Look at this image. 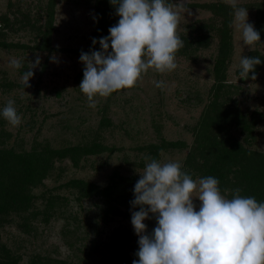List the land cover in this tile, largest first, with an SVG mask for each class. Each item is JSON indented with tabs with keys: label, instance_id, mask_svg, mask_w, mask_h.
<instances>
[{
	"label": "rangeland",
	"instance_id": "obj_1",
	"mask_svg": "<svg viewBox=\"0 0 264 264\" xmlns=\"http://www.w3.org/2000/svg\"><path fill=\"white\" fill-rule=\"evenodd\" d=\"M95 1L53 0L50 15L48 0H0V113L13 100L22 120L13 127L0 114V264H129L126 255L139 248L133 209L114 207L106 198L101 189L111 177L139 179L146 156L161 163L178 161L197 181L215 177L209 172L214 155L200 159L196 133L217 87V34L208 31V47L180 50L173 72L149 70L135 88L97 97L91 108L79 89L84 69L79 57L91 50ZM212 1L218 0H181L192 13L182 14V40L188 34H207L213 14L206 4ZM258 1L237 0L238 6L247 7L249 23H255L251 5ZM231 33L220 98L233 111L259 116L247 140L234 121L224 136L231 133L246 149L264 151V36L247 46L239 30L231 27ZM255 48L262 55L257 79L240 78L241 58ZM36 54L42 62L33 70L31 87L25 88L22 75ZM53 54L58 64L50 62ZM12 58L23 68H11ZM157 81L165 87L157 88ZM74 145L85 147L56 156L55 150ZM70 180L89 181L102 192L93 189L85 195ZM234 181L227 180V190L236 186ZM194 204L199 210L200 201L194 199ZM144 223L149 232L156 226L155 218ZM116 230L126 240L123 249Z\"/></svg>",
	"mask_w": 264,
	"mask_h": 264
},
{
	"label": "clouds",
	"instance_id": "obj_2",
	"mask_svg": "<svg viewBox=\"0 0 264 264\" xmlns=\"http://www.w3.org/2000/svg\"><path fill=\"white\" fill-rule=\"evenodd\" d=\"M110 3L115 7L118 22L108 29V36L99 41L92 39L93 46L99 43V51H81L79 57L84 65L79 89L91 108L96 107L97 97L108 98L135 88L149 70L160 74L176 70L177 53L185 46L179 35L182 14H192L181 0ZM228 4L233 10L230 27L242 33L243 44L255 46L261 36L249 23L247 7L238 6L237 0H228ZM41 62L39 54L29 61L22 75L25 88L31 87L33 70ZM50 62L60 61L53 54ZM260 64L258 56H243L239 77L255 81L256 66ZM9 66L23 68L16 58L10 59ZM155 86L165 87L163 81L155 82ZM0 114L13 127L22 122L13 100L7 102ZM144 159L146 164L138 172L140 178L130 201L131 224L139 245L135 253L138 259L132 264H264V202L240 195L239 188L232 190L228 198L221 193L216 177L194 180L182 171L178 161L161 163L151 156ZM194 199L200 201L199 210ZM152 218L156 226L149 232L144 221Z\"/></svg>",
	"mask_w": 264,
	"mask_h": 264
},
{
	"label": "trees",
	"instance_id": "obj_3",
	"mask_svg": "<svg viewBox=\"0 0 264 264\" xmlns=\"http://www.w3.org/2000/svg\"><path fill=\"white\" fill-rule=\"evenodd\" d=\"M48 13L53 14V0H48ZM96 13L94 19V27L92 30V38L90 43L91 50H100V45L97 43L95 46L92 44V39L95 38L99 41L100 38L108 36V29L115 25L119 17L116 15L115 7L110 3V0H96ZM255 10V29L260 32V36H264V0H260L251 5ZM213 16L211 21L207 22V34L200 33L195 37L188 34L183 36L185 46L180 49L182 52L188 51L189 46L197 48L199 46H210L212 34H217V52L214 62V73L217 87L213 93L212 99L207 104V110L200 119L198 130L196 133L197 148L199 151L200 159L204 160L205 155H214V162L209 166V172L219 180V188L222 194L228 198L232 196V190L241 189L240 195L255 197L257 201L264 202V151H250L242 145V140L232 136L227 132V126L231 121H234L240 127V133L244 135V139L251 135L255 124L258 121L259 113H238L233 111L227 106L220 98V90L223 89L225 80L223 79L222 69L227 63L232 48V33L230 24L232 22V8L223 0L212 1L206 4ZM210 31L211 33H208ZM111 50V49H109ZM248 57L258 56L261 59L262 55L258 49H251ZM260 65L256 66V71L260 69ZM251 74V73H250ZM222 96V95H221ZM212 128L215 132L212 134ZM212 134V135H211ZM85 146L74 147L55 150L57 157L64 158L66 155H72L79 149L84 150ZM205 152V153H204ZM4 169V167H3ZM2 170V168H0ZM24 178H28L27 175ZM228 181H234L235 187L229 189ZM137 178L127 177L121 174H116L111 177L108 184L101 189L107 196L106 198L111 201L113 206L118 207L125 205L131 207L130 201L134 199L133 189ZM69 185L79 187L83 190L84 194L88 195L91 190L94 192H102L97 189V185L84 180H70ZM13 195V194H11ZM2 206H0V211ZM115 239L120 247L126 244V240L122 231L116 230L114 232ZM137 252V251H136ZM135 252V253H136ZM135 253L126 255V261L132 264V261L138 259ZM4 260V259H3ZM1 264H14L10 261L2 262Z\"/></svg>",
	"mask_w": 264,
	"mask_h": 264
}]
</instances>
